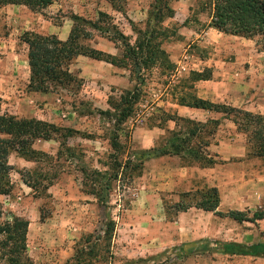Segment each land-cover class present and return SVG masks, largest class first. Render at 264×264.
I'll list each match as a JSON object with an SVG mask.
<instances>
[{
    "label": "crops",
    "instance_id": "obj_1",
    "mask_svg": "<svg viewBox=\"0 0 264 264\" xmlns=\"http://www.w3.org/2000/svg\"><path fill=\"white\" fill-rule=\"evenodd\" d=\"M80 3L92 4L88 0H50L48 5L34 8L25 4H0L1 114L35 118L57 125L48 114L49 103L43 102L52 91L28 88L29 48L22 35L32 32L67 40L73 16L84 17ZM67 7L72 10L71 17L66 15ZM58 15L60 21L56 19ZM231 37L230 41L234 42L232 49L228 50L231 56L214 59L200 70L207 68L210 77L196 81L194 96L260 115L264 122V48L260 49L252 38ZM174 106L177 116L193 119L202 125L214 121L215 129L206 137L205 130L199 129L190 140L189 151L175 150L173 144L180 140L176 135L160 145V129H141L137 135L139 138H136L141 149L138 157L143 160L138 192L128 214L116 220L112 253L119 255L120 252L123 264H130L133 259L139 262L137 264H158L163 257L182 254L186 256L185 264H264V255L232 254L222 247L225 243H239L252 249V245L264 244V218H253L256 211L264 210V150L259 153L253 126L242 127L233 114L223 111L178 103ZM199 135L204 138H195ZM48 141L36 139L33 147L44 151L39 142ZM8 163L13 170L15 164L26 167L32 161L11 152ZM14 172L20 185L31 190L23 182L20 172ZM9 181V193L0 195L11 205L13 180L9 178ZM209 189H215L218 196V203L212 209L200 205L205 199L202 194ZM81 194L84 196L85 193ZM178 206L186 208L176 211ZM13 211L7 218L23 215L21 211ZM232 212L241 213L243 219L232 218ZM36 218L40 220L38 208L36 216L26 218L29 220L27 252L33 257L34 264H60L63 261L66 264L71 261L82 232L65 233L67 241L59 254L53 248L38 253L37 247L31 249L28 244L30 227Z\"/></svg>",
    "mask_w": 264,
    "mask_h": 264
},
{
    "label": "rangeland",
    "instance_id": "obj_2",
    "mask_svg": "<svg viewBox=\"0 0 264 264\" xmlns=\"http://www.w3.org/2000/svg\"><path fill=\"white\" fill-rule=\"evenodd\" d=\"M88 3L92 4L80 3L82 16L95 20L99 10L106 12L110 15L107 21H110L108 23L114 29L110 28L109 32L105 33L108 35L106 36L87 25L86 28L92 30L90 31L92 38L80 41L117 56L122 55V44L120 41L114 43L109 37L114 36L115 31H119L133 42L136 34L131 24L144 28L150 13L156 8L154 0H88ZM169 5L174 10V16L165 18L163 22V25L169 28V36H161L160 39L162 38V47L167 51L175 68L168 71L160 64H156L145 71L140 99L134 107L133 115L123 124L114 126V121H109L107 116L100 114V111L109 109V97L118 98L125 91L133 90L135 87L136 82L130 74L132 68L130 65L127 68L111 66L106 61L79 55L69 65L78 82L54 87L48 99L43 101L49 103L48 114L51 119H54L58 126L72 131V135L67 137V144L75 147V153L70 155L65 147H61L58 158L57 152L60 148L58 140L39 142L49 156L41 158L36 163H29L26 167L13 165L14 169L11 170L9 177L13 180L11 194L14 198L11 205L0 195V208L3 212L1 220L9 217L13 210L21 211L24 218H31L36 216L38 208L40 220L36 218L32 223L28 242L31 249L37 247L36 252L43 253V250L53 248L59 254L67 241L65 233L77 231L82 232V235L75 247L81 245L88 247L96 242L99 234L103 237L102 221L109 217L121 220L132 208V201L139 187L138 176L131 179L125 175L121 177V181H115L108 206L101 208L92 195L81 194L84 178L81 168H85L87 173L93 168L108 170L111 163L110 154H115L118 161L125 160L130 154H134L136 160H142L138 157L141 149L136 139L139 138L137 135L141 129H160L161 145L171 137L173 130L181 134L188 133L196 124L193 119L188 122L175 117V123L166 119L169 115L176 114L174 103L179 104L181 98L189 99V96H194L197 80L192 72H201L200 70L214 59L231 56L228 50L234 45V42L230 41L233 37L215 28L209 29L212 12L210 0H169ZM66 15L72 16V10L68 7ZM56 19L60 21L61 16H56ZM107 21L102 22V26H108ZM252 39L260 49L264 48V38L258 35ZM233 117L238 122L243 119L241 115ZM170 126H173V129H170ZM207 129L209 131L215 128L212 123H208ZM113 133L117 134L116 140L121 144V148L117 150L119 153L111 146ZM206 134L208 135V132L204 134L205 137ZM204 136L199 135L195 138ZM10 160L13 162V158ZM24 170L37 172V177H31L32 182H36L35 189L24 188L18 182L14 171L19 173ZM39 173L47 177L43 178L38 175ZM21 205L26 207L22 209ZM40 221L44 223L40 224ZM86 236L91 238L89 244L84 242ZM102 237L97 241L99 243L97 255L88 257L89 262L123 264L121 253L113 254L111 244L107 245V241ZM29 253L27 252L34 264V259ZM59 260H62V257ZM159 261L158 264H185L187 260L182 254L166 256ZM63 262L60 264H64ZM137 263L139 262L133 259L130 264Z\"/></svg>",
    "mask_w": 264,
    "mask_h": 264
},
{
    "label": "trees",
    "instance_id": "obj_3",
    "mask_svg": "<svg viewBox=\"0 0 264 264\" xmlns=\"http://www.w3.org/2000/svg\"><path fill=\"white\" fill-rule=\"evenodd\" d=\"M156 8L150 13L149 19L144 28L131 24L133 32L136 34L134 41L119 31H115L114 36L109 40L121 42L122 55L117 56L97 48L85 45L80 39H91L92 30L102 32L108 36L110 28V15L99 11L96 20L86 19L81 16H73L74 21L67 40H59L55 35H40L32 32H24L22 40L28 44V63L30 67V79L28 88L33 91L50 92L56 86H66L70 83H77L78 79L71 73L69 65L71 61L79 55H84L93 59L103 60L119 67H132L130 70L136 84L133 90H127L118 98L109 97V109L100 111V114L107 116L109 121H114V126L123 124L134 113V107L140 99V88L145 81V71L160 64L164 69L171 71L175 64L170 61L167 51L162 47V38L169 36V28L163 25L165 18H172L174 10L169 5V0H154ZM16 3L25 4L31 8L36 6L44 7L50 0H0V4ZM212 12L209 26L220 32L238 35L245 38H253L260 35L264 38V0H210ZM107 21L108 26H102V22ZM109 22V23H108ZM112 25V24H111ZM172 34V33H171ZM196 80L210 77V72L206 68L201 72H192ZM191 77V76H190ZM179 104L208 108L210 110L223 111L241 115L240 126L248 128L253 126V137L256 140L259 153L264 150V122L263 118L257 114H251L239 109H235L223 104H215L208 101L189 96V99L180 100ZM175 117L192 121L189 118L179 117L176 114L169 115L166 120L175 121ZM237 122V119L235 120ZM211 123V122H210ZM216 122H212L215 128ZM200 129H204L208 134H212L214 129L208 131L207 125L196 122L188 133L172 131V135L180 138L178 143H174L175 150L186 149L191 138ZM116 130V129H115ZM66 131V133L64 132ZM171 131V130H170ZM71 130L58 126L47 121L35 118H18L14 115L0 114V194L10 191L9 172L13 168L8 163V156L11 152H16L18 156L27 161L38 162L41 158L48 157L49 154L35 149L33 143L36 139L58 140V158H60L61 147H65L70 155L75 153V147L67 144V137L71 136ZM115 133V132H114ZM113 133L111 146L115 152L121 148V144L116 140L117 134ZM171 135V136H172ZM60 138V139H59ZM171 138V137H170ZM189 151V150H188ZM193 152V151H191ZM119 153V152H117ZM111 163L108 170L93 168L88 173L85 168H81L84 174L82 181V192L96 198L98 205L105 208L109 204L110 193L115 181H121V177H139L143 169V160H136L134 154L127 156L125 160L118 161L115 154H110ZM86 170V171H85ZM36 173V174H34ZM23 182L32 189L36 188V182H32L31 177H37V172L24 170L20 172ZM46 178L42 173L38 174ZM50 184V183H49ZM200 202L202 207L214 208L218 203V196L215 189L204 192ZM186 206H178L176 211L184 210ZM3 212L0 208V264H32L27 254V232L29 220L13 215L11 218L1 220ZM231 217L241 221V213H231ZM253 218H264V210H258L253 214ZM103 237L100 234L90 246H77L71 261L66 264H86L90 263L91 256L97 255V246L101 237L111 244L112 237L116 230V220L106 218L102 221ZM91 238L86 236L84 242L90 243ZM80 244V242H79ZM223 250L232 254H250L254 256L264 255V244L252 245V249L244 244L225 243ZM90 257V258H88Z\"/></svg>",
    "mask_w": 264,
    "mask_h": 264
}]
</instances>
